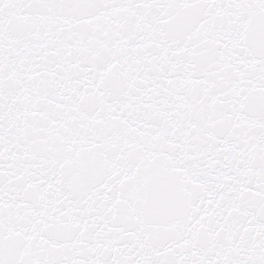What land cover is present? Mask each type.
<instances>
[{"label":"snow or ice","instance_id":"6c2138e0","mask_svg":"<svg viewBox=\"0 0 264 264\" xmlns=\"http://www.w3.org/2000/svg\"><path fill=\"white\" fill-rule=\"evenodd\" d=\"M0 264H264V0H0Z\"/></svg>","mask_w":264,"mask_h":264}]
</instances>
